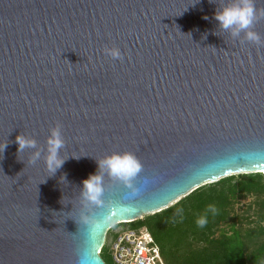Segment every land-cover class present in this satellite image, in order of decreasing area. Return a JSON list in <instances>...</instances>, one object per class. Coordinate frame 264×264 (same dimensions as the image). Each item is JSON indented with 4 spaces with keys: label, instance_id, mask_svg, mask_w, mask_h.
Instances as JSON below:
<instances>
[{
    "label": "water",
    "instance_id": "water-1",
    "mask_svg": "<svg viewBox=\"0 0 264 264\" xmlns=\"http://www.w3.org/2000/svg\"><path fill=\"white\" fill-rule=\"evenodd\" d=\"M232 2L0 0V264H106L115 225L264 173V0L259 44L215 18ZM18 135L36 147L18 151ZM123 152L143 165L130 182L98 167Z\"/></svg>",
    "mask_w": 264,
    "mask_h": 264
},
{
    "label": "trees",
    "instance_id": "trees-1",
    "mask_svg": "<svg viewBox=\"0 0 264 264\" xmlns=\"http://www.w3.org/2000/svg\"><path fill=\"white\" fill-rule=\"evenodd\" d=\"M247 198H253L249 211L255 222L263 223L259 229L264 235V173L237 174L206 184L169 208L128 225L146 227L167 264H258L264 260V240L248 254L239 229L246 217L241 219L236 212ZM201 217L207 220L204 226L197 223ZM107 252L104 247L100 254L106 264Z\"/></svg>",
    "mask_w": 264,
    "mask_h": 264
},
{
    "label": "clouds",
    "instance_id": "clouds-1",
    "mask_svg": "<svg viewBox=\"0 0 264 264\" xmlns=\"http://www.w3.org/2000/svg\"><path fill=\"white\" fill-rule=\"evenodd\" d=\"M215 18L220 22L223 29H234L233 35L238 36L241 31L246 32V38L250 42L261 43L260 35L253 31L254 24L257 20V9L254 0H233L232 3L225 6L221 11L215 14ZM108 53L114 57H120L119 49H108ZM16 142L19 145L18 151H23L25 148L36 147V141L18 135ZM48 156L47 167L49 171L55 172L63 166L64 161L59 158V150L64 146V140L61 135L60 128H54L51 136L48 138ZM39 157L36 153L34 159ZM34 162V160H33ZM100 169H107L108 174L114 178L130 182L142 170V163L139 158L132 152L113 153L98 162ZM102 176L99 174L90 175L83 181L85 195L89 199L95 201L100 192L102 184ZM211 211L215 212L214 207H210ZM197 223L204 226L207 223L205 217H201Z\"/></svg>",
    "mask_w": 264,
    "mask_h": 264
},
{
    "label": "built area",
    "instance_id": "built-area-1",
    "mask_svg": "<svg viewBox=\"0 0 264 264\" xmlns=\"http://www.w3.org/2000/svg\"><path fill=\"white\" fill-rule=\"evenodd\" d=\"M129 223H119L106 234L103 248L112 255L114 264H165L153 234L146 227L132 229Z\"/></svg>",
    "mask_w": 264,
    "mask_h": 264
},
{
    "label": "rangeland",
    "instance_id": "rangeland-1",
    "mask_svg": "<svg viewBox=\"0 0 264 264\" xmlns=\"http://www.w3.org/2000/svg\"><path fill=\"white\" fill-rule=\"evenodd\" d=\"M252 202L253 198H247L243 199L240 204L236 206L238 216L241 217V219H243L244 216L246 217V219L240 220L242 223L239 225V229L243 232L242 234H245V245L248 254H251L256 248H258L264 240V235H261L259 229L263 223L255 222L253 211H249ZM252 220L254 221L252 222ZM105 259L107 264H114L113 257L110 253L107 252ZM260 262L258 264H264V260H261ZM165 264L167 263L165 262Z\"/></svg>",
    "mask_w": 264,
    "mask_h": 264
}]
</instances>
